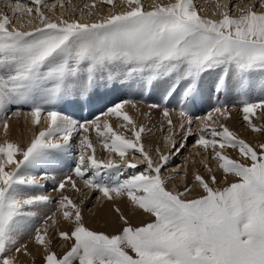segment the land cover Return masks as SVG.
Masks as SVG:
<instances>
[{"label": "snow or ice", "instance_id": "1", "mask_svg": "<svg viewBox=\"0 0 264 264\" xmlns=\"http://www.w3.org/2000/svg\"><path fill=\"white\" fill-rule=\"evenodd\" d=\"M99 2L115 6L114 0ZM5 6L29 17L30 27L22 30L7 12L0 11V120L5 135L0 142V264H18L9 254L13 249L30 254L20 237L30 230V220L37 215L31 209L52 203L49 195L24 191L43 187L41 178L26 172L39 169L44 173L42 179L55 181L48 172L74 149L77 136L81 138L75 145L79 153L72 169L75 177L108 199L113 194L126 196L151 219L133 224L115 207L122 221L119 229L114 234L93 230L85 225L80 204L62 194L57 210H74V214L63 211V218L73 223L57 236L70 241V247L57 254L51 250L47 228H35V243L47 250L44 264H264V143L253 145L225 124L211 127L208 121L230 115L226 105L219 102L205 116L195 118L200 122L195 144L205 152L211 149V158L224 174L223 185L207 162L208 176L194 174V184L202 191L191 198L193 185L172 191L166 185L173 177L163 175L173 155L193 135L190 109L202 97L203 78L209 73H215L217 93L237 91L243 120L253 132L264 133V125L253 121L257 111L264 113V99L252 102L242 91L250 72L264 71V0L233 5L238 14H233L228 3L218 5V19L199 14L194 0H169L147 7L143 0H126L122 10L92 21L66 17L63 12L53 19L43 10L45 0H16L14 4L5 0ZM95 6L93 0L84 8ZM117 65L127 69V76L148 73L149 79L173 78L163 90V117L172 131L176 125L171 113L178 115L184 139L164 137L171 148L154 149L158 162L141 142L144 126L137 129L132 116L123 111L124 104L132 101L116 103L101 113L103 127L111 134L103 147L119 159H97L95 146L85 135L93 129L103 135L99 116L89 121L64 114L69 104L82 108L93 103L97 74ZM173 102L177 107L170 109L167 104ZM13 105L29 106L33 126L40 124L42 113L46 116L47 126L27 144L8 138L6 114ZM109 116L122 118L125 127L130 124L134 139L114 131ZM226 146L238 149L241 159L228 155ZM130 153H139V162L128 159ZM139 163L145 165L143 171L126 175L128 169H138ZM105 171L115 175L102 180ZM229 176L235 179L229 182ZM68 186L80 191L72 175L59 180L54 191L63 192ZM54 216L46 217L45 223L56 224Z\"/></svg>", "mask_w": 264, "mask_h": 264}, {"label": "bare ground", "instance_id": "2", "mask_svg": "<svg viewBox=\"0 0 264 264\" xmlns=\"http://www.w3.org/2000/svg\"><path fill=\"white\" fill-rule=\"evenodd\" d=\"M78 1H81V0H78ZM85 1H88V0H82L81 3H84ZM15 2H16V0H12L13 4ZM21 2H23V1L21 0ZM57 2H59V3L61 2L64 5V4H67V2H69V1L68 0L67 1L58 0ZM59 3H57V4H59ZM215 4L208 3V8H210V10L205 14V16L211 17V18H217V19L220 18V9H219V7H217L218 5L216 6ZM0 6H3V8H7L5 5H0ZM124 6L126 7V2L124 4ZM96 9H99L96 11L97 13L99 12V14L95 15V13H96L95 12L94 15H92V16H97V18L89 16L90 9L86 8L85 10H83L84 16L82 18H78V19H88L89 21H92V20L99 19L101 16H106L109 14L106 11L105 7H103V6L97 5ZM7 13L11 14V16L14 18V20L17 21L16 25L18 27L23 26V29H25V30H27L30 27V25H28V23H27V20L29 19V17H27L26 15H23V18H24L23 19L22 15L13 13L11 10ZM214 13H215V16L213 15ZM60 14L54 13V15H56V16H58ZM20 18H22V20H20ZM33 19H34V17H33ZM254 74L252 71L245 77V79H244L245 87H244L243 91L245 92L246 96H250L253 89H254L253 95L257 94V95H259V96H257L259 98V97H262L260 95V91H262V93L264 94V71H261V72L257 71L256 76ZM214 77H215V73H209V74L204 76L202 97L200 99H198L197 102L194 105H192L191 109H190V115H192V117H193V123H192L193 135L190 138H188V140L191 141V143H193V144H192L190 151H189V157L191 158L194 156V154H196V156L199 157L198 159L202 160L203 165L205 164V162H207V158L208 157L210 158L211 150H208V152H205V150L202 147L197 146L195 144V141L199 135V132L197 131V129L200 127V122L198 120H196L195 118L201 117L202 115L208 113L209 111H211L212 108L218 106L219 102H222L224 105L227 106V109H228V112L230 113V115H227L225 117H219L215 122H213L212 120L208 121V123L211 125V127L219 128L220 124H225L229 127L230 130L233 131L234 126L237 125V121H238L239 117H243V115L240 116L241 114L239 112H237L235 107H233V109L230 107V106H233L232 104H234L235 99H233V101H231L228 98L236 90L223 91L220 93L210 91V89L215 90L214 84H213ZM153 80L149 79V76H146V77L140 76V78H139L138 76L122 75V76H118V77L115 76L114 78H109V79H108V76H106L105 79H103L101 81H97L98 82V89L97 88L95 89L96 96L94 97V101L98 105L97 109L101 108L102 106H104L106 103H108L111 100H114L116 98L118 99V97H120L119 93L126 92L123 96L121 94L122 97H120V98H125L126 99L125 101H132V103L131 104H127V103L124 104L123 111H127L129 113V115L132 116V118H133V120L137 126V129H139L140 125H143L145 128L144 133L150 132V130L152 128L148 130L149 124L146 122L148 120H153V119L155 121V120H157L156 117H158V120H159L158 122L161 123V126L164 127L165 124L167 123V121L164 119L163 111H162L163 106H164L163 90L165 87H167L169 84H172L174 81H173V78H168V77H164L163 80H161V81H153ZM165 81H167V83H165ZM106 87H110V90H109V88L107 90L102 89V88H106ZM218 94H219V96H217ZM221 96L223 97V99L225 98V100L220 101ZM144 97H146V98H144ZM236 97L241 98V96H239V95ZM254 97H255V95H254ZM130 99H132V100H130ZM135 99H138V101H136ZM143 100H145V102H143ZM153 104H160L161 107L159 109L151 108L150 105H153ZM69 106H74V104H69ZM167 106L170 109L177 107L175 102L167 104ZM228 107L230 108V111H229ZM65 108H66V106H65ZM65 108L63 109V111H65ZM154 111L158 112L159 114L156 115V113ZM15 112H20L21 115H18V116L13 115V113H15ZM25 114H29V115H25ZM6 115H7L8 121H9V125H10V127L8 129V134H7L8 138L11 140H14L20 144H27L33 138V134L35 132H38L40 129L47 126L46 116L44 113H42V115H41L40 124L38 126L32 125L29 106H25V105L10 106V110L7 112ZM214 115L218 116V114H214ZM171 116H172L174 124L176 125L171 132H167V134H165L164 129L160 132H157L158 130H156L155 126H154V129L151 131H154L155 134H157V135H160V133H161V135H164L165 137L168 135L169 136L171 135V136H173V138L175 140L176 139L178 140V137L182 135L180 127H179L180 120H179L178 115L175 112L171 113ZM259 116L260 115L256 114L253 117V121L257 123L258 120H256V117H259ZM71 117L74 119L78 118L74 114ZM151 118H153V119H151ZM120 121H122V118L120 119ZM122 123H123V121H122ZM109 124L111 125V127L116 125V124H114L113 121L109 122ZM155 124H158V123H155ZM123 128H124V126H123ZM159 128L160 127H158L157 129H159ZM241 129L243 131L242 134H244V135L250 134V132L248 133L243 128H241ZM93 130H91V132H89V133L94 132ZM102 133H103V135H105L108 132L106 131V132H102ZM168 133H170V134H168ZM87 134L88 133H85V135H87ZM119 134H121V133H119ZM209 135H210V133H208V136ZM194 136H197V137H194ZM156 137L157 136L154 135L155 139H153L152 137L149 138L147 136L145 138L146 139L145 142H150L155 146L158 144V142L155 140L156 139L158 140V138H159V137L158 138H156ZM2 138H5V135H4V131L2 128V120H0V141L1 142H2ZM80 138H81L80 136L75 137L73 140V145L76 144ZM89 138L92 139V137H89ZM182 138L184 139V137H182ZM163 143H165V142H163ZM102 152H104V151H102ZM104 156H105V153H102V157H104ZM190 158L187 157L186 160L188 161V160H190ZM102 159L104 160V158H102ZM194 163L195 162L193 160V162L189 163V165L187 164L186 170H191L192 168H194V166H195ZM75 165H76V162H75V164H71V165L66 166L64 168V171H62L58 174V177L56 178V180L52 181V183L49 184L50 186L49 185L46 186L47 189L41 190L40 192H37V193H33V194L31 193L32 195L44 194V195H49L52 197V203L51 204H48L47 206H40L38 208H35L38 212L33 209L34 211H36L37 217L35 216L30 221L31 226L37 223L36 227H39L41 229L47 228L48 237H50V239L52 238L53 241L56 243L58 241H61L60 239H58L57 234L61 230H67V224L68 223L63 218V211L67 210V209H61L58 211L57 210L58 206L53 205V203L58 198L60 200V197L62 194L69 196L73 202H75L74 197H77V200L80 201L81 204L83 203L82 205H83L84 210H86L87 205H90V204L94 205L93 209H92L94 214L89 215V214L85 213L84 210H82V216L85 218V220L87 222H89L91 225H93V227L105 228V229L110 228V227H117V224L119 222V218H118V215L114 212L115 207H119L121 209V211L128 217H132L135 220H139V221H141L143 219V217L145 215L143 213V210H140V209H138V207L134 206L129 201V199L124 198V197H116L114 194H113V197H114L113 199H108L106 197H103L99 191H94L90 188H87L83 184L82 180L75 177V175L72 171V169L75 167ZM179 167L184 170V168H183L184 164H182ZM37 170H39V169L28 170V171H37ZM68 175H72L73 179L76 180L77 186L79 187L80 191H76V190L72 189L70 186H68L65 190H63L62 193L59 191H54L53 185L55 186V183H57L61 179H64ZM109 176H111V175H109ZM219 176L222 177V175H219ZM100 178L103 180L102 174H101ZM176 188L179 189L178 186ZM35 191H37V188H35ZM195 191L197 192L198 190H195ZM195 191H193V193H195ZM57 194H58V196L56 197ZM81 194L85 195V197L84 196L79 197ZM95 195H98V197L96 199H93ZM96 202H98V204H96ZM100 202H102V203L100 204ZM68 211H70V210H68ZM53 214H55L54 219L57 221V223L53 224L51 220H47V223H45L46 217L52 216ZM114 229H116V228H114ZM25 233L22 234V236L20 237V242H23L29 236L31 237L34 232L29 233L30 235L28 234V232L26 234ZM64 244L68 245V241L62 240L59 245H64ZM26 245L28 247V251L30 254L25 255L23 253H19V254L17 253L18 257H21L25 261L35 260V258L44 251V248L42 246H40L34 242H29Z\"/></svg>", "mask_w": 264, "mask_h": 264}, {"label": "rangeland", "instance_id": "3", "mask_svg": "<svg viewBox=\"0 0 264 264\" xmlns=\"http://www.w3.org/2000/svg\"><path fill=\"white\" fill-rule=\"evenodd\" d=\"M24 3H27L28 2V0H22ZM58 0H45V3H46V5H47V7H45L43 10L45 11V12H47V14L51 17V18H55L56 17V15H54V13H58V14H60L61 12H63L64 13V15L66 16V17H74V18H82L83 16H84V13H83V15L81 16L80 15V11L81 10H85L86 8H84V5L85 4H92L93 3V0H88V1H85L84 3H81L82 2V0L81 1H78V0H68L69 2H67V4H64L63 5V8H61L60 7V3L59 2H57ZM63 1H67V0H63ZM168 1L169 0H143V3L145 4V6L147 7V6H150V5H153V4H156V3H168ZM11 2H12V0H11ZM59 3V4H57V3ZM125 2H126V0H114V4H115V6L114 7H107V6H104V5H102V4H100V2H99V0H96V6L94 7V8H91L90 9V11H91V13H92V15H94V13L97 11V10H99V9H96L97 8V5L98 6H103V7H105V9H106V11L110 14V13H112V12H116V11H120V10H122L125 6H124V4H125ZM52 3V4H51ZM194 3L196 4V6H197V10H198V12H199V14H201L202 16H205V14L210 10V8H208V3H213V4H215L216 6L217 5H223L224 3H228L229 4V8L230 9H232V12H233V14H238V10L235 8V7H233V5H235V4H241V5H247V4H251L252 3V0H194ZM0 5H5V0H0ZM32 7H35L34 5H31ZM54 6V7H53ZM218 7V6H217ZM2 8V9H1ZM49 8H51L52 10L51 11H49ZM101 9V8H100ZM220 9V11H221V8H219ZM0 11H5V12H9L10 10L8 9V8H3V6H0ZM89 11V12H90ZM99 14V12L97 13H95V15H98ZM91 15V17H94V18H97V16H92ZM76 16V17H75ZM9 18H10V20H12V22H13V24H15L16 25V22L17 21H15L14 20V18L11 16V14H9ZM22 18H23V16H22ZM22 18H20V20H22ZM211 18V17H210ZM24 19V18H23ZM35 19V18H34ZM17 26V25H16ZM22 30H25V29H23L22 28ZM257 71L258 70H255V71H253V74L256 76V74H257ZM127 72V69L126 68H124L123 66H119V65H117V66H113V67H109V68H105L104 70H102V71H100L98 74H97V81H101V80H103V79H105V77L106 76H108V79L109 78H114L115 76L116 77H118V76H122V75H125L124 73H126ZM261 72V71H260ZM144 74H146V75H143V74H140V73H136V74H134L133 76H138L139 78H140V76H149L147 73H144ZM125 76H127V75H125ZM163 78L164 77H161V79L159 78V79H152L153 81H161V80H163ZM104 85V84H103ZM255 85V84H254ZM109 88V90H110V87H106V88H102V89H104V90H107ZM97 89H98V87H97ZM251 89V88H250ZM242 91H243V89H242ZM253 91H254V89H253ZM253 91H252V93H251V95L250 96H246V98L248 99V100H250V101H252V102H257V101H259L260 99H264V94L262 93V91H260V95L262 96V97H257V96H259V95H257V94H254L255 95V97H254V95H253ZM237 91H234L233 93H232V95H230V97L228 98L229 100H231V101H233V99H235L234 100V104H232L233 106H230L232 109H233V107H235L236 108V110H237V112H239L241 115L240 116H242L243 115V113H242V111L240 110L241 108H242V103H241V98H237L236 96H238L239 94L238 93H236ZM126 92H124V93H119V95H120V97H122L124 94H125ZM130 93V92H129ZM121 94H122V96H121ZM132 94V93H131ZM253 95V96H252ZM240 96V95H239ZM252 96V97H251ZM120 97H118V99L116 98V99H114V100H111V101H109L108 103H106L104 106H102L101 108H98L97 109V107H98V105H97V103L93 100V103H91V104H84V106L81 108V107H79L78 105H76V104H74V106H69V105H67L66 106V108H65V111H64V114L65 115H69V116H72L73 114L76 116V117H78V118H76L77 120H89V121H91V120H93L94 118H96L97 116H99V118H100V122H101V132H106V130L104 129V127H103V120L105 119L102 115H101V113L102 112H104L108 107H111V106H113L114 104H116V103H121V102H124L126 99L125 98H120ZM222 97V96H221ZM144 98H146V97H144ZM259 99V100H258ZM130 100H132V99H130ZM136 101H138V99H135ZM221 100H225V98L223 99V97L221 98ZM220 100V101H221ZM236 101V102H235ZM143 102H145V100H143ZM239 103V104H238ZM235 105V106H234ZM229 108V107H228ZM97 109V110H96ZM96 111V112H95ZM229 111H230V108H229ZM155 112V111H154ZM156 113V115H158L159 113L158 112H155ZM95 114V115H94ZM207 114V113H206ZM206 114H204V115H206ZM97 115V116H96ZM204 115H202L201 117H203ZM257 115H260L259 117H256V120H258L257 121V124H260V125H264V113H260L259 111H257ZM108 121L109 122H111V121H113L114 122V124H116L115 126H112V128L114 129V131H116L117 133H121V135L122 136H124L125 138H131V139H134V136H133V133H132V126L129 124V125H127V127H125V125L127 124V122L126 121H124L123 119H122V121H123V123H122V121H120V119H117L115 116H109L108 118ZM151 119H153V118H151ZM156 119L157 120H155L154 121V119L153 120H148L146 123H148L149 125H148V130L149 129H151V130H153L154 129V126L156 127V130H158L157 132H160V131H162L163 129H164V132H165V134H167V132H171L170 130H169V127H168V125H167V123L165 124V126L163 127V126H161V123H159L158 121V117H156ZM241 121V122H240ZM259 122V123H258ZM119 123V124H118ZM155 123H158V124H155ZM256 123V122H255ZM155 124V125H154ZM160 124V125H159ZM239 124V125H238ZM241 124V125H240ZM245 125V126H244ZM123 126H124V128H123ZM158 127H160L159 129H157ZM166 127V128H165ZM241 128H243L245 131H247L248 133L250 132V134H247V135H244V134H242V129ZM167 129V130H166ZM150 130V132H148V133H142V135H141V142L143 143V146H144V148H145V150L146 151H148V152H150L151 154H152V156H153V158L154 159H156L157 160V162H158V154L156 153V152H154V149L158 146L162 151H167L169 148H171V143H168L167 141H165V139H164V135H161V133H160V135H157V134H155V132L154 131H151ZM250 130V131H249ZM94 132H92V133H88L87 135L89 136V137H92V142H93V144H94V146H95V149H96V152H95V155H96V158L97 159H102V158H104V160H107V159H109V158H114V159H119V157L118 156H116L114 153H111V152H108V151H106L105 149H104V147H103V144L105 143V142H108L109 141V138H110V136H111V134L110 133H106L105 135H102V136H98L97 135V133H96V131L95 130H93ZM252 130L249 128V126H248V124H247V122L246 121H244L243 120V117H239V119H238V121H237V125L236 126H234V130H233V132H235L236 134H237V136L238 137H240V138H242V139H244V140H246V141H248V142H250V143H252L253 145H256V144H259V143H264V133H258V132H251ZM91 132V131H90ZM252 133V134H251ZM168 134H170V133H168ZM154 135L155 136H157L156 138H158V140L156 139L155 141H157L158 142V144L157 145H153L152 143H150V142H145V138L148 136L149 138H153V139H155L154 138ZM164 136V137H163ZM169 136V135H168ZM179 136V135H178ZM183 135H181V136H179L178 137V140L176 139V141H183ZM194 137H197V136H194ZM193 137V138H194ZM206 137L208 138H210V135L208 136V134L206 135ZM161 138V139H160ZM182 138V139H181ZM180 139V140H179ZM4 140V138H2V141ZM99 140V141H98ZM99 143H97V142ZM189 140H187V142H188ZM1 142V141H0ZM163 142H165V143H163ZM186 142V146L181 150V152L178 154V155H176V154H174L173 155V158L171 159V161H170V163L167 165V167L166 168H164L163 169V175H165V176H169V175H171L173 178L172 179H169L168 180V182H167V188L169 189V190H172V191H177V190H183V188L186 186V185H193V191H195V190H198L197 192L195 191V193H193V191L191 192V194H190V196H189V198H191L192 196H196V195H198L201 191H202V189L200 188V186L199 185H195L194 184V174L195 173H200L201 175H203V176H208L209 175V172H208V170H207V168L203 165V162H202V160H200V159H198L199 157H197L196 156V154H194V156L193 157H189V151H190V148H191V146H192V144L193 143H191V141H189L188 143ZM78 143V142H77ZM76 143V144H77ZM76 144H74V149L71 151V152H69L68 154H67V156H64L63 157V159H62V161H61V163H60V165L58 166V167H56V168H54V169H50L49 170V172H48V174L50 175V176H55L56 178L58 177V174L60 173V172H62V171H64V168L66 167V166H68V165H71V164H75V162H76V157L78 156V150H76L75 149V145ZM102 144V145H101ZM169 145V146H168ZM177 146H179V144H177ZM169 147V148H168ZM209 150H211V149H209ZM102 151H104V152H102ZM225 151L227 152V154L228 155H230L232 158H235V159H237V160H240L241 159V157H240V154H239V151H238V149H233V148H231V147H227L226 146V148H225ZM102 153H105V156L104 157H102ZM211 156H212V153L210 154ZM211 156H210V158L208 157L207 158V164L208 165H210L211 166V168L213 169V171L216 173V175H218V178L220 179V183H221V186L223 185V183L225 182L224 181V179H223V176H224V174H223V172H222V170H220V169H218V161H216V160H214V159H212L211 158ZM190 158V160H186V158ZM128 159H130V160H134V161H137V162H139V160H140V157H139V153H134V154H132V153H130L129 154V156H128ZM193 160H194V168H192L191 170H186V167H187V164L189 165V163H191V162H193ZM189 162V163H188ZM182 164H184V170L183 169H181L179 166H181ZM140 165L141 166H139L138 167V169H136V170H132V169H128L127 171H126V175H132L133 174V172L134 171H143V169H144V167H145V165L143 164V163H140ZM178 168V169H177ZM180 168V169H179ZM195 169V170H194ZM121 171H125L124 169H122ZM220 173V174H219ZM26 174L27 175H35V176H37L38 178H41V180H40V183H41V185H43V187H45V186H47V185H49V184H51L52 183V181L53 180H51V179H49V180H44V179H42V177H43V175H44V173L43 172H41L40 170H37V171H27L26 172ZM102 175H103V180H105V181H108V180H110V178L112 177V176H114L115 175V172H107V171H105V172H102L101 173ZM109 175H111V176H109ZM219 175H222V177H220ZM235 178L234 177H232V176H229L228 177V181L230 182V181H232V180H234ZM46 184V185H45ZM56 184V183H55ZM50 186V185H49ZM48 186V187H49ZM178 186V188L179 189H177L176 187ZM53 187H54V185H53ZM181 188V189H180ZM200 188V189H199ZM24 191L27 193V194H33V193H37L36 191H35V188L34 187H28V188H25L24 189ZM59 192H61V191H59ZM62 193V192H61ZM58 196V194L56 195V197ZM85 197V195H83V194H81L79 197ZM98 197V195H95L94 196V198L93 199H96ZM75 199H74V201H75V203H79V204H81L80 203V201H78L77 200V197H74ZM124 198H127L126 196H124ZM128 199V198H127ZM77 200V201H76ZM97 201V200H96ZM57 202H59V198L58 199H56L55 201H54V203H53V205H56V206H58V203ZM93 202V201H92ZM102 202H100V204H101ZM83 204V203H82ZM80 205V207H81V211L82 210H84V208H83V205ZM96 204H98V202H96ZM93 204H90V205H87L86 206V210H84V212L85 213H87V214H89V215H91V214H94V212H93ZM34 210H36L35 208H33ZM33 209H31V210H33ZM33 210V211H34ZM67 210H70V211H73V214H74V210H72V209H67ZM37 211V210H36ZM35 211V212H36ZM38 212V211H37ZM144 213V212H143ZM145 215H144V217H143V219L141 220V221H139V220H135L134 218H132V217H128L129 218V220L133 223V224H140V223H142V222H147V221H149L150 219H151V217H149L146 213H144ZM36 217H37V215H36ZM34 218V217H33ZM33 218H31V220L33 219ZM30 220V221H31ZM83 220H84V223H85V225L86 226H88L89 228H91V229H93V230H98V231H104V232H106V233H109V234H114L118 229H119V226L122 224V221H120L119 220V222H118V224H117V227H110V228H107V229H105V228H97V227H93V225H91L89 222H87L86 220H85V218L83 217ZM67 221V230L68 229H70L71 228V226H72V223H73V221H70V220H66ZM36 225H37V223L36 224H34V225H32L31 226V224H30V232L29 231H27L28 232V234L29 233H32V232H34V230L33 229H35V228H37L36 227ZM35 227V228H34ZM103 227V226H102ZM105 227V226H104ZM114 228H116V229H114ZM111 230V231H110ZM26 232V233H27ZM25 233V234H26ZM30 235V234H29ZM34 233L32 234V236L30 237H28V238H26L23 242H20L21 244H27V243H29V242H34L35 243V241H34ZM48 238H50V237H48ZM51 240H52V246H51V250L52 251H55L57 254H63L69 247H70V241H68V245H59L60 243H61V241H62V239H60L61 241H58L57 243L56 242H54L53 241V239L51 238ZM17 246H19V245H17ZM46 249L44 248V251L40 254V255H38L36 258H35V260H32V261H30V260H28V261H25L24 259H22L21 257H18V254L15 252V250H13L11 253H9L10 255H12V256H15L16 258H17V261H18V264H44V256H45V253H46Z\"/></svg>", "mask_w": 264, "mask_h": 264}, {"label": "flooded vegetation", "instance_id": "4", "mask_svg": "<svg viewBox=\"0 0 264 264\" xmlns=\"http://www.w3.org/2000/svg\"><path fill=\"white\" fill-rule=\"evenodd\" d=\"M44 189H47L46 186L45 187H39V188H37V191L36 192H40L41 190H44Z\"/></svg>", "mask_w": 264, "mask_h": 264}]
</instances>
